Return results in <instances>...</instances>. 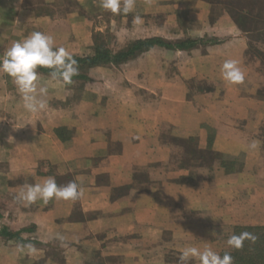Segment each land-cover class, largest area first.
I'll use <instances>...</instances> for the list:
<instances>
[{"label": "crops", "instance_id": "crops-1", "mask_svg": "<svg viewBox=\"0 0 264 264\" xmlns=\"http://www.w3.org/2000/svg\"><path fill=\"white\" fill-rule=\"evenodd\" d=\"M135 14L143 23L133 27ZM238 16H247V23ZM106 28L113 51L151 38L204 44L187 50L156 46L125 64L91 68L89 80L80 81L84 90L42 74L49 91L46 108L37 114L23 108L11 78L0 72V230L30 229L22 237L35 246L34 252L21 251L0 235V264H20L25 255L36 264H56L55 251H49L59 239L64 264H83L88 248L128 257L126 264H178L167 259L163 234L171 224H184L190 210L221 227L264 226V0H136L127 15L103 11L99 0H0V56L34 31L52 35L57 47L77 55L92 46L94 31ZM227 59L239 62L242 84L223 81ZM95 77L104 82L91 91ZM177 138L205 147L211 140L212 152L237 167L216 170L203 187L170 182L175 174L157 179L160 171L148 164L165 162ZM253 140L255 150L249 148ZM69 170L84 190L80 198L15 201L23 184L49 176L57 182ZM139 172L150 177L146 189L134 185ZM77 203L82 211L74 217L81 219L73 220ZM171 205L186 211L171 218ZM182 229L173 234L183 241ZM123 237H129L128 249L116 241Z\"/></svg>", "mask_w": 264, "mask_h": 264}, {"label": "clouds", "instance_id": "clouds-1", "mask_svg": "<svg viewBox=\"0 0 264 264\" xmlns=\"http://www.w3.org/2000/svg\"><path fill=\"white\" fill-rule=\"evenodd\" d=\"M99 7L112 14L127 15L135 11L136 0H99ZM142 23L141 15H133V27ZM41 69H48L49 82L57 84H72L73 77L79 75L78 61L64 47H57L52 35L40 31L31 32L26 38L13 41L11 47L0 56V72L11 78L23 108L32 114L43 111L47 106L45 97L49 89L47 83L41 82ZM221 75L223 81L229 85H240L245 80L244 71L234 59L223 62ZM257 147L258 141L253 140L249 144L252 150ZM83 191L75 179L65 185H58L55 177L49 176L42 183L23 184L14 199L22 205H31L37 201L48 204L53 199L76 200L83 195ZM256 239L252 233L243 231L230 235L226 244L231 249L241 250L245 241L255 242ZM18 248L21 251H35V246L31 243L19 244ZM192 259L198 261V264H234V258L229 252L221 255L211 247L201 249L195 245H186L178 257V264H188Z\"/></svg>", "mask_w": 264, "mask_h": 264}, {"label": "rangeland", "instance_id": "rangeland-1", "mask_svg": "<svg viewBox=\"0 0 264 264\" xmlns=\"http://www.w3.org/2000/svg\"><path fill=\"white\" fill-rule=\"evenodd\" d=\"M109 29L106 28L105 31L103 32H99V31H94L91 37V47L88 46L85 48V46H83V48L79 49V54H81L82 56L84 55H89L92 53L93 48H94V41L97 37L100 36L99 41L101 43H108L107 41H109V43H112V33H110L108 31ZM102 35V36H101ZM110 43V44H111ZM172 43V42H171ZM115 43H113L114 45ZM116 45V44H115ZM114 48H116V46H114ZM117 49V48H116ZM78 50V49H77ZM85 50V51H83ZM87 52V53H85ZM77 54V55H79ZM80 55V56H81ZM87 81H85L86 83ZM104 80L103 79H98V77L94 78V84H91L90 89L91 91L94 88H97V84L98 83H103ZM87 86L84 84V82H76L74 90L77 89H82L84 90ZM81 90V91H82ZM80 91V92H81ZM80 92H75L74 97H73V101L78 100V94ZM100 92V90L98 91V93ZM138 98H140L139 96H137ZM145 98V101L148 97L146 96H142ZM45 98L48 99V97L46 96ZM93 98H95L93 95H91V102H96V100H92ZM93 104V103H91ZM143 107V106H142ZM102 111V109L100 110ZM99 111L96 110V114H98ZM178 139L177 143H172L169 144V149L167 150V158L165 160V162H153L148 164V166L150 168H155V170L160 171L161 175L160 176H155L157 177V179H165L167 178V176L169 175H178L175 176L174 179H170V182H173L175 184H187V183H191L192 185H196V186H204L205 182H209L210 180L212 181V179H214L215 175H216V170L218 169H223L225 170L226 168L223 166L222 162H230L229 159H227V157L224 154L221 153H214L212 152V149H209V147H205V145L200 146V144L198 142H192V143H188L189 138L188 139ZM191 139V138H190ZM209 145V143H208ZM218 155H221V157L219 158ZM237 163V162H236ZM240 164V162H238V165ZM142 164H140L138 167H140ZM237 167V165L235 166ZM178 172V173H177ZM75 170L73 172H71L69 170V174L62 176L60 179L57 180V184L58 185H65L68 182L76 179L75 176ZM166 174L165 177L162 174ZM181 173H185L186 175H180ZM203 173V174H202ZM142 173L139 172V174L134 176V185L138 188V189H146V185H145V180L146 177L143 175H140ZM148 178H150L149 176H147V180ZM103 179H107L105 176H103ZM146 180V181H147ZM150 180V179H149ZM149 180L147 182H149ZM166 180V179H165ZM159 180H155L154 181V185L158 184ZM161 181V180H160ZM164 182V181H163ZM166 182V181H165ZM79 183V182H78ZM161 186V183H159ZM145 185V186H144ZM156 186V185H155ZM208 192V191H207ZM119 192H114L112 193V195H116ZM176 204V203H175ZM82 205V204H81ZM81 205L80 203L75 204L72 207V213H74V215L72 216L73 220H77V219H81V217L77 218L74 217L75 215L78 214L79 211H82L81 209ZM183 206V204H182ZM208 206V205H207ZM183 210L184 212L186 211V209H184L183 207L179 206V207H174L171 205V208L169 209L171 218L172 216H175V213H177L176 217H178V214L180 213V211ZM208 210V209H207ZM187 215V218L184 217L186 219V221L184 222V224L181 225H174L171 224V229L169 231H165L164 232V236L167 237L166 240H164L165 244L167 247L170 248V252L167 255V259L169 260L170 263L176 262L178 263V257L181 254L180 252H178L177 250H175V247L178 246V248L183 247L182 245H184L185 243L188 245H195L200 247L201 249H203L204 247H211L214 250H217L219 254L223 255L225 252H229L232 253L233 249L229 248L226 244V241L228 239V237L232 234H234V229L237 226H241V225H230L229 227H221L220 225H215V224H210L207 223L204 219L205 217V213H203L202 211H196V210H190L188 212H185ZM91 213H89L90 215ZM88 215V216H89ZM94 216V215H93ZM89 217H92V215H90ZM96 217V215L94 216ZM182 218V217H181ZM183 228V229H182ZM184 234L187 233V239H184L182 241V239L178 238L173 234V230H181ZM167 230V229H166ZM72 232V231H71ZM213 233H215V235H213ZM80 234V228L78 230L73 229V235H79ZM189 235V236H188ZM29 237V236H27ZM189 237V239H188ZM28 239V238H27ZM60 239L57 240V242L53 243L55 244L52 248L51 251H49V253H52L55 251L56 255L54 256V260L56 262V264H64V255L61 254V251H63V248L60 246ZM116 241H120L122 242V247H128V243H129V237H123L122 239L116 240ZM128 249V248H127ZM15 254H21L15 251ZM118 255V254H117ZM23 256V255H22ZM85 260H83V264H99L101 262L105 261V264H126V258L128 257H122V255H118L117 257H112V256H103L100 254V251L94 249V248H88V253L87 255H85ZM33 259L30 258L28 255L23 256V258L20 259V264H36L35 261H32ZM191 262H197L195 259L190 260ZM41 262V263H40ZM40 264H43V261H40ZM38 263V264H39ZM72 264H80L79 261H75L72 262Z\"/></svg>", "mask_w": 264, "mask_h": 264}, {"label": "trees", "instance_id": "trees-1", "mask_svg": "<svg viewBox=\"0 0 264 264\" xmlns=\"http://www.w3.org/2000/svg\"><path fill=\"white\" fill-rule=\"evenodd\" d=\"M237 18L238 21H241L244 24L247 23V16H238ZM98 38L100 39V36L95 39L93 52L91 54L84 56L72 55L78 61L79 75L73 77V83L66 84L67 86L72 87L76 82L88 81V72L91 68L109 65L119 66L121 64H125L156 46L165 47L167 49L187 50L195 48L199 44H204L203 40L187 39L184 41L171 43L160 38H151L137 40L130 43L124 49L113 51L107 45V43H101ZM40 71L43 75L48 76V69H41ZM188 141H192V139H189ZM208 147L209 149H211L212 147L211 140L209 141ZM218 156L219 158L221 157V155ZM222 163L227 170L235 169V166L237 165L235 160L231 162L225 161ZM28 231L31 232L32 230L23 229L18 232H13L8 228H3L2 230H0V235L7 240L15 241L19 244H28L30 240L22 237V233ZM243 231L252 233L257 237V239L255 240V242L245 241L244 247L241 250L233 249L232 253L230 254L234 258V264H264V226H237L234 229V234H239Z\"/></svg>", "mask_w": 264, "mask_h": 264}]
</instances>
